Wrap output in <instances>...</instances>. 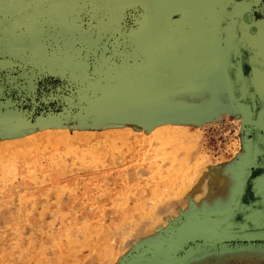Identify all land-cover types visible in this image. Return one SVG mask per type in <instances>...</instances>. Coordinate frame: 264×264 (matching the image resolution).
<instances>
[{
    "label": "rangeland",
    "instance_id": "obj_1",
    "mask_svg": "<svg viewBox=\"0 0 264 264\" xmlns=\"http://www.w3.org/2000/svg\"><path fill=\"white\" fill-rule=\"evenodd\" d=\"M0 264H264V0H0Z\"/></svg>",
    "mask_w": 264,
    "mask_h": 264
},
{
    "label": "bare ground",
    "instance_id": "obj_2",
    "mask_svg": "<svg viewBox=\"0 0 264 264\" xmlns=\"http://www.w3.org/2000/svg\"><path fill=\"white\" fill-rule=\"evenodd\" d=\"M247 112V111H246ZM244 114V113H243ZM247 114V113H246ZM248 115V114H247ZM246 117V116H245ZM242 119H243V117H242ZM241 120V119H240ZM244 120H247V119H245L244 118ZM243 120V121H244ZM242 121V122H243ZM246 122V121H245ZM244 122V123H245ZM243 155V154H242ZM246 155V154H245ZM241 157V156H240ZM238 158V160H235L234 162H232L233 163V166H236V168H237V165L238 164H244L245 163V161H246V157H241V158ZM236 159V158H235ZM231 163V164H232ZM239 166V165H238ZM241 166V165H240ZM233 182H235V179H234V181L231 179V178H228V179H226V183H225V186H224V188H226V187H230L232 184H233ZM251 185V184H250ZM244 189V188H243Z\"/></svg>",
    "mask_w": 264,
    "mask_h": 264
},
{
    "label": "water",
    "instance_id": "obj_3",
    "mask_svg": "<svg viewBox=\"0 0 264 264\" xmlns=\"http://www.w3.org/2000/svg\"><path fill=\"white\" fill-rule=\"evenodd\" d=\"M233 8H234V11L235 12H238L240 10L239 7H237V6H234ZM241 33H242V36L241 37L243 38V40H245L247 37L244 34V30L242 29V27H241Z\"/></svg>",
    "mask_w": 264,
    "mask_h": 264
}]
</instances>
